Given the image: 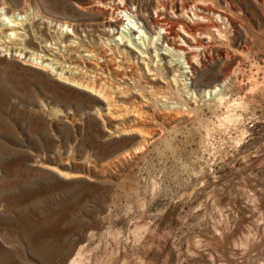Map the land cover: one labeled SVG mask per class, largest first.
<instances>
[{
  "label": "rangeland",
  "instance_id": "rangeland-1",
  "mask_svg": "<svg viewBox=\"0 0 264 264\" xmlns=\"http://www.w3.org/2000/svg\"><path fill=\"white\" fill-rule=\"evenodd\" d=\"M99 1L0 0V264H264V0H209L184 84Z\"/></svg>",
  "mask_w": 264,
  "mask_h": 264
},
{
  "label": "bare ground",
  "instance_id": "bare-ground-1",
  "mask_svg": "<svg viewBox=\"0 0 264 264\" xmlns=\"http://www.w3.org/2000/svg\"><path fill=\"white\" fill-rule=\"evenodd\" d=\"M183 1H182L183 3L179 4L180 6L174 7V10H177V11L173 12V10H172L173 13L172 12L171 13H172V16L174 15V17H169L167 15L165 17V19H162V18H159L158 14L155 12L154 17L151 20L153 22L152 23L153 25H151V26H150L151 23L145 17H143L142 19H145L147 22V24H146L147 28L149 27L148 30L144 29L141 25L136 26V25H134V23L132 24V23L126 22V20L129 19L130 21H135V23H137L138 20L136 21V19H133V17L135 16L136 18H138V16H136L138 14L135 15L133 8L129 9L127 2L125 0H112L110 2V4L107 1H105V2L99 1V2H96L93 6H94V8H96V10L100 14H105V13L108 14V16L104 18V22H105V25H107V27H109L110 29H112L113 31L116 32V34H114L113 36L111 35L112 40H115L116 42L124 44V46L126 45L127 47H130V49L132 48L134 50H137L138 53L140 52L139 54H141L142 56H146V57L152 56V58L154 57L155 64H152V65H156V66H155V68H154V66L152 67L155 69L154 72L152 71V73L157 74L156 70L159 69L158 67H160V66L165 67L166 72L167 71L172 72L174 80L182 79V81L180 80V83L184 84V83L188 82V81H185L184 78L190 77L191 74L193 75V72L191 70L186 69L185 65L181 64V59H180L181 55L180 54L182 53L185 60L188 62L189 67L190 66L193 67L192 66L193 65L192 64V61H193L192 56H195L194 54H196V52H198L199 44L201 43L200 41L204 38H207L209 33L211 35L210 31H208L209 33L206 34L204 31L205 30L204 28H207L208 30L211 29L212 32L218 34V32H219L218 26L219 25H217L216 20L219 18L218 16H220V14L223 12L221 11V9H219L215 6H214L215 8H213V5L211 7L209 5V4H211V1L208 4L209 0H183ZM163 3H165V2H163ZM108 8H110V9L107 12ZM171 8H173V7H171ZM161 9H159V10H161ZM169 9H170V7H169ZM223 11H224V9H223ZM162 12H164L163 9H162V11H159L158 13H162ZM165 12L167 13V11H165ZM124 15H126L127 18H124ZM141 16H143V15H141ZM2 17L4 18V16H2ZM169 18H171V19H169ZM222 20H224V19H222ZM223 22L224 21H222L221 23H223ZM225 22H227V21H225ZM8 25H11V27H13V28H14V26H17V24L15 22H12V23L10 22V24H8ZM202 26L204 27L203 29H201ZM224 27H226V26H224ZM221 31H220V33H221ZM11 32L12 31L8 32L7 34L4 33V35H9ZM14 32L16 33L17 31H14ZM214 33H212L211 36H213ZM11 36H12V34H11ZM18 39H20V38L18 37ZM208 39H209V37H208ZM116 42H113V43L116 44ZM204 42H205V40H204ZM163 43H165V44H163ZM168 52L169 53L173 52L175 55L176 54L179 55V56L173 58L176 61L171 62V60H169V58H167ZM33 54H40V53L33 52ZM197 55L199 56V54H197ZM46 58H48V57H46ZM182 63H184V62H182ZM194 65H196V64L194 63ZM146 73H147V71H146ZM161 73H162V71L160 72V74ZM147 74H145V75H147ZM126 76H128V75H126ZM159 79H161V78H159ZM187 79L188 78H186V80ZM177 84L178 83L176 81L175 85H177Z\"/></svg>",
  "mask_w": 264,
  "mask_h": 264
}]
</instances>
